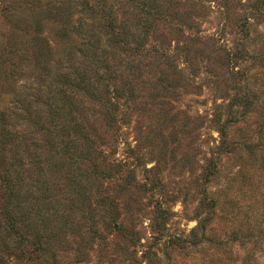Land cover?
Segmentation results:
<instances>
[{"label":"rangeland","instance_id":"374dc122","mask_svg":"<svg viewBox=\"0 0 264 264\" xmlns=\"http://www.w3.org/2000/svg\"><path fill=\"white\" fill-rule=\"evenodd\" d=\"M258 1L164 0L170 18L149 32L145 49L137 55L107 48L103 59L113 79L86 67L92 95L66 89L69 98L60 97L68 117L53 120V128L35 111L56 95L57 89L48 92L63 64L38 56L43 44L32 40L37 32L27 9L10 30L0 11L2 123L26 140L15 147L24 176L40 174L51 184L40 194L52 203L40 205L28 221L44 236L47 253L30 263L264 264V15L250 18L245 32L238 29L248 5ZM44 18L41 35L53 46V23ZM132 18L128 29L142 34ZM242 43L247 54L231 59L228 51ZM150 47L167 58L153 50L147 55ZM77 55L69 67L86 65ZM70 81H76L72 75ZM116 88L118 99L112 97ZM246 91L260 110L238 119L235 100ZM100 97L107 106L116 100V120H106ZM28 107L31 116L25 117ZM230 110L239 120L226 137L235 150L219 153L216 119L224 121ZM77 125L81 130L74 132ZM60 137L69 144L61 146ZM84 152L92 169L72 160ZM204 200L217 202L218 209L205 235L197 232L198 241L191 232L207 214ZM235 230L250 238L232 240ZM191 240L198 242L190 246ZM0 242L15 246L6 236ZM3 257L4 264L25 261Z\"/></svg>","mask_w":264,"mask_h":264},{"label":"trees","instance_id":"16d2710c","mask_svg":"<svg viewBox=\"0 0 264 264\" xmlns=\"http://www.w3.org/2000/svg\"><path fill=\"white\" fill-rule=\"evenodd\" d=\"M248 7L249 9L247 8L242 19L238 21V29H240L241 33L246 31L250 18H259L264 15V0L251 3ZM24 9L30 12L28 20L30 19L33 22V30L37 32L35 35H32V40L43 44L41 49L44 50V55L41 54L40 49L38 56H51L53 60L60 61L63 64L60 71L56 70L53 72V89L49 88L48 92L50 93L57 89L56 95L51 97V103L45 104L44 109L40 108L35 111L38 120H48L46 127L52 128L53 120L68 117V114L64 110V100L60 97L63 95L66 99L69 98L66 92L64 94L66 89H77L84 94L92 95L93 90L91 89V85L94 84L89 82L86 84L83 78L86 67L91 69L94 74L103 72L108 79H113L110 67L108 64H105V60L103 59V55L108 52L106 49L113 47L139 55L140 51L145 49L146 36L149 35L154 26L158 22H165L170 18L169 9L164 6V0H12L11 2L0 0L1 18L8 21L10 24L9 30L16 24L19 25L21 20L19 15L22 14ZM77 13L81 16L78 19H74V15ZM36 14L37 18L38 15H42V17L34 21ZM129 15L135 18L132 19L136 22V26L137 24L140 25L142 34H136L128 29L129 20H126ZM44 17L53 23V46L49 44L45 36L41 35ZM28 25L30 26L31 24L29 23ZM20 31L22 32V29ZM102 46L104 47L102 48ZM246 49L243 43L236 49L231 48L228 51L229 57L232 59L246 55ZM23 50H25L24 47ZM151 50L154 53L159 52L167 58L165 53L160 52L157 47L146 49V54L150 53ZM2 51H0L1 55ZM15 52V49H9V53ZM76 55L81 58V63H86V65L83 67H79V65L69 67L72 61L71 57H76ZM1 61L4 63V59ZM71 75L76 80L75 82L70 81ZM129 84L130 82L127 81L123 83L124 86H128ZM123 88L130 95L132 94L131 90ZM112 97L115 99L119 98L117 88L112 91ZM58 100L60 104L57 103ZM48 101H45V103ZM21 103L25 105L24 108L28 106L25 100H22ZM99 103L101 106L106 107V120H116L118 115L116 114V107H118L116 100L113 99L111 101L109 99V106H107V101L104 97H100ZM235 103L241 107L238 119L239 117H246L252 111L259 112L260 110H257L258 106L254 104L252 97L247 94V91L243 96L237 98ZM232 105L229 104L230 109ZM73 107H75L74 104ZM29 108L24 111L25 117L31 116ZM262 109L264 108L262 107ZM73 111L72 109V113ZM70 112L68 109V113ZM235 115L236 112L234 113L230 110L227 114L228 118L224 121H221L220 118L216 119L217 132L220 137V144L217 148L219 153H232L235 150V146H229L226 140L228 127L239 121L236 120L237 118H234ZM3 120L4 115L0 111V239L6 236L15 243V246L5 245V242H0V263H8L5 257H3L8 254L9 256H19V258L25 260L23 261L24 264H32L30 262L35 255L40 256L41 260L43 259L42 254L47 253V248L42 241L44 236L32 231L28 221L33 216L39 215L40 205L45 206L52 203V200L48 201L47 194H40L46 193L51 184L48 183L47 179L43 180L41 178L39 174L40 168L35 169V172L39 175L33 179L29 177L30 175L28 177L24 176V171L22 172L23 159L19 153L20 149L17 150L15 147L27 145L26 140L6 130L2 123ZM75 127L77 129L74 132L81 130L79 125ZM65 140L66 138L64 137L59 138L61 146H64ZM65 154L67 155L68 152ZM72 160L82 162L88 166L90 165L92 169L90 158L85 155V152L76 158H72ZM214 165L216 168V164ZM100 175L103 174L100 172ZM212 175L213 172H209L206 175L207 183H210L209 179ZM24 184L26 187H24ZM36 203H38V207H36ZM201 206L208 209L207 214L199 218L200 220L191 232L193 238L198 239V241L197 232L199 231L202 235H205L207 226L216 218L215 213L218 209L217 202L206 200L201 202ZM231 235L232 240L244 241V239L250 238L238 230L233 231ZM198 241L191 240L188 244L195 246ZM39 264H54L53 258L50 262L41 261Z\"/></svg>","mask_w":264,"mask_h":264}]
</instances>
